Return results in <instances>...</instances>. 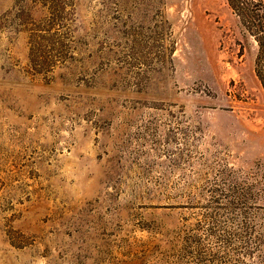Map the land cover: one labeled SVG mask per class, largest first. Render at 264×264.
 <instances>
[{
    "label": "rangeland",
    "instance_id": "374dc122",
    "mask_svg": "<svg viewBox=\"0 0 264 264\" xmlns=\"http://www.w3.org/2000/svg\"><path fill=\"white\" fill-rule=\"evenodd\" d=\"M240 19L226 0H0V264H264Z\"/></svg>",
    "mask_w": 264,
    "mask_h": 264
},
{
    "label": "trees",
    "instance_id": "16d2710c",
    "mask_svg": "<svg viewBox=\"0 0 264 264\" xmlns=\"http://www.w3.org/2000/svg\"><path fill=\"white\" fill-rule=\"evenodd\" d=\"M230 8L239 13L242 23H252L253 35L258 43L256 75L264 90V67L260 65L264 53V7L259 0H226Z\"/></svg>",
    "mask_w": 264,
    "mask_h": 264
}]
</instances>
